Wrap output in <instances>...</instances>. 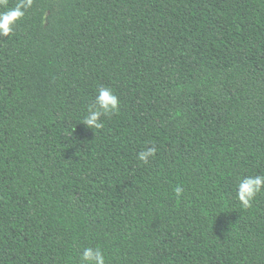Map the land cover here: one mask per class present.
I'll use <instances>...</instances> for the list:
<instances>
[{
	"label": "trees",
	"instance_id": "16d2710c",
	"mask_svg": "<svg viewBox=\"0 0 264 264\" xmlns=\"http://www.w3.org/2000/svg\"><path fill=\"white\" fill-rule=\"evenodd\" d=\"M102 86L119 110L91 130ZM255 175L264 0H35L0 37V264L88 246L107 264H264V192L236 200Z\"/></svg>",
	"mask_w": 264,
	"mask_h": 264
},
{
	"label": "clouds",
	"instance_id": "9594fccd",
	"mask_svg": "<svg viewBox=\"0 0 264 264\" xmlns=\"http://www.w3.org/2000/svg\"><path fill=\"white\" fill-rule=\"evenodd\" d=\"M35 0H17L14 6H9V0H0V37H8L14 33L18 22L33 7ZM119 98L109 87H100L93 101L88 105L87 112L81 123L91 130L104 128L103 117H111L119 110ZM157 152L155 145L146 147L137 153V158L143 164H148ZM177 197L182 196L183 187L174 189ZM264 192V175L244 176L236 186V200L244 209L252 207L254 199ZM79 264H107L104 250L99 247H83L79 253Z\"/></svg>",
	"mask_w": 264,
	"mask_h": 264
}]
</instances>
